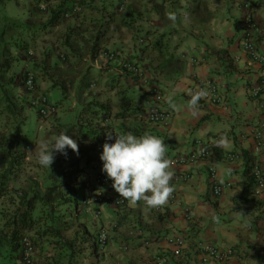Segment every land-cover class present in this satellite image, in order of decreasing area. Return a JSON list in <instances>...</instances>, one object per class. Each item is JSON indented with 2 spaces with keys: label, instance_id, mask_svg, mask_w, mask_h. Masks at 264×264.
Masks as SVG:
<instances>
[{
  "label": "crops",
  "instance_id": "crops-1",
  "mask_svg": "<svg viewBox=\"0 0 264 264\" xmlns=\"http://www.w3.org/2000/svg\"><path fill=\"white\" fill-rule=\"evenodd\" d=\"M27 1L29 5L27 2L24 6L17 0L11 6L0 5V78L3 89L11 95L12 103L25 108L30 95L23 82L25 70L18 72V69L26 65L27 69L38 67L35 71L39 92L50 96L53 91L58 92L54 94L57 102H69L67 113L73 114L76 108H80L84 115L73 117L70 126L63 120L58 103V119L53 129L65 131V126H68L65 134L76 140L79 152L77 154L69 148L66 155L61 153L57 164L63 168L54 164L45 168L42 184L18 188L14 184L18 179L14 180L13 175L9 190L0 196V231L17 207L9 216L6 215L9 209H13L9 200L18 203V191L33 195L34 190H39L40 195H44L50 186L65 182L51 194L49 206L43 207L37 200L36 213L42 214V218L31 232L44 237L39 239L41 248L36 247L34 264H70L72 257L80 260L83 255L92 256L93 261L89 264H119L124 258L122 245L128 248L129 255L128 262L122 263L154 264L157 255L170 253L172 246L168 238L175 235L186 239L184 254L175 260L185 258V262L178 264H188V261L196 259L200 262L198 242L233 248L237 256L229 264H264V190L256 193L251 176L254 163H259L264 169V153H254L250 137H242L257 124L264 123V93L258 98L249 94L264 74V65H249V58L242 48L241 26L247 10L234 0H154L150 3L126 0L127 7L122 13L118 7L124 0H87L94 9H89L86 16L81 15L84 17L77 19L76 24L67 30V33L72 31L70 42L65 47L68 61L56 60L49 64L46 59L53 58L54 46L58 44L52 43L53 39L50 36L48 39V35L45 45L42 39L46 32L60 29L63 25L53 26L45 13L39 18L31 7V3L37 4V0ZM252 3H257L253 12L263 27L257 45L264 51V5L260 0ZM170 15H174L175 20L169 19ZM3 23L4 27H1ZM73 27L78 28L77 31ZM29 39L35 42L34 48L40 58L22 61V49L15 41L27 43ZM93 43L133 58L159 84L165 94L163 106L173 112L168 125L147 120L151 98L146 89L133 76L105 60L97 50L89 56L91 50L88 48ZM83 52L89 57L84 58ZM183 53L188 57L182 58ZM190 56H206L208 60L202 65L192 66L188 61ZM83 58L85 61L76 73L73 64H80ZM41 61H45V69L41 68ZM51 66L60 67L57 69L64 73L68 67V73L78 76L79 84L66 89L65 80L55 82ZM80 74L88 75L81 78ZM18 77L21 82L17 81ZM206 78L218 82L228 108L203 100L196 109L187 107L190 99L188 88ZM169 96L176 103L175 109L167 103ZM27 109L28 106L24 110ZM192 111L196 112L195 116L191 115ZM106 112L109 113L111 128L108 131L111 134L114 131L117 134L131 132L137 136L144 133L156 135L164 140L167 159L189 153L194 142L202 140L213 150L212 161L219 179L231 181L233 187L221 197L212 195L209 161L170 165L169 170L174 174L191 175L186 182L174 185L178 197L191 208V219L186 218L183 209L170 200L154 209L143 202L135 206L127 203L124 207L107 205L100 218L83 214L76 204L87 193L83 183L96 173H104L103 162L98 156L107 142V130L103 128L102 120ZM76 121L78 126L74 124ZM221 138H225L227 143L219 144ZM229 152L241 153L242 159L229 161L226 157ZM5 166L0 167V171ZM213 217H217L218 222ZM50 225L53 229L44 233ZM102 228H108L110 233L108 251L104 256H100L95 247V239ZM56 230L59 232L55 233ZM146 240H149V246L144 244ZM68 243L73 245L70 247ZM0 264H19V261L6 256L3 261L0 259Z\"/></svg>",
  "mask_w": 264,
  "mask_h": 264
},
{
  "label": "built area",
  "instance_id": "built-area-1",
  "mask_svg": "<svg viewBox=\"0 0 264 264\" xmlns=\"http://www.w3.org/2000/svg\"><path fill=\"white\" fill-rule=\"evenodd\" d=\"M54 2H66L67 6L63 10V18L70 19L78 16L83 11V6L80 0H53ZM240 6L247 10V13L242 22V48L249 58V65L261 64L264 65V51L259 50L257 40L262 34L263 27L256 19L251 0H234ZM49 4L41 6L43 11L47 10ZM30 54H32L30 52ZM101 55L107 61L113 62L122 72L128 73L138 83L146 89L148 96L151 98L149 109L147 112V120L154 124L168 125L173 117V112L163 106L165 94L158 83L153 81L152 77L148 75L143 67L132 60L128 56H122L117 50L104 49ZM182 57L187 58V54ZM64 59V56H63ZM208 60L206 56H190L188 61L192 66L204 64ZM24 86L27 93L30 95V106L36 110L41 118H49L58 113V105L51 99L48 93H41L37 87V75L30 70L25 71ZM199 89L206 90L209 95L201 100L211 103L213 105H220L225 109L229 107L226 96L222 92L218 82L213 78H206L194 85L190 86L187 93L194 92ZM264 93V74L259 81L249 90L252 98H258ZM108 120L104 121L106 124ZM242 137H250L252 141V151L256 154L264 153V123L257 124L249 133ZM116 136L109 140V143L115 142ZM193 149L178 157L168 158L170 165L177 166L183 164H194L201 160L209 161L208 176L211 186V193L215 197H221L227 190L233 187L231 181H221L219 179L218 171L215 163L212 161L213 150L207 147L202 140H196L193 144ZM101 155V153H100ZM99 155V160L100 159ZM227 159L232 162L240 161L242 154L239 152H229L226 155ZM251 176L253 177L256 193L264 190V169L259 163H254L251 169ZM191 175L189 173H175L170 182L174 187L175 184L189 180ZM87 193L81 198L79 202V210L85 215H92L95 218H100L103 215L105 206L123 207L127 204L126 200L121 199L120 195L112 187V181L107 179L105 173H96L91 180L84 183ZM169 200L177 204L183 209L186 218H192V210L188 205H185L178 197L175 188ZM114 227H117L114 224ZM138 234L141 231L138 230ZM110 242V233L108 228H102L96 237V250L98 254L104 255L108 251ZM168 243L172 246L170 253L159 254L154 259V264H173L176 258L184 254L186 246V239L181 235H175L168 238ZM146 246L150 245L149 240L144 241ZM128 250L127 247H125ZM197 249L199 251V260L201 264H229V262L237 256V251L231 247L221 248L220 246L210 242H198ZM36 245L31 234H24L20 238V262L19 264H34Z\"/></svg>",
  "mask_w": 264,
  "mask_h": 264
},
{
  "label": "clouds",
  "instance_id": "clouds-1",
  "mask_svg": "<svg viewBox=\"0 0 264 264\" xmlns=\"http://www.w3.org/2000/svg\"><path fill=\"white\" fill-rule=\"evenodd\" d=\"M55 3L56 2L53 0H50L49 2L42 3L40 6ZM251 4L253 7L252 2ZM61 19H64L63 15ZM169 19L175 20V16L170 15ZM104 49L106 48H103V50ZM30 52L32 53V51L27 50L26 54L32 55ZM188 95L190 99L187 107L189 109H196L200 100L207 97L209 93L204 89H199L188 93ZM167 103L172 109L176 108V103L171 96L168 97ZM191 115L195 116L196 112L192 111ZM111 139L112 134L109 133L108 140ZM218 143L226 144L227 140L221 138ZM69 148L78 154L79 146L76 140L65 134V131H61L59 134L52 137L50 146L49 141H41L40 150L36 154L38 165L43 168H51L55 155L57 153L66 154ZM100 159L103 162L102 172L106 174L107 179L112 181V187L120 195L121 199L126 200L130 206H135L138 202H143L146 206L153 209L164 206L174 191V187L170 183L174 173L169 170L170 161L166 157V145L164 140L156 135L144 133L137 136L131 132L124 134L116 133L114 143H104ZM80 200L81 198L79 202ZM213 219L218 222L217 217H213ZM18 261L20 262V260Z\"/></svg>",
  "mask_w": 264,
  "mask_h": 264
},
{
  "label": "rangeland",
  "instance_id": "rangeland-1",
  "mask_svg": "<svg viewBox=\"0 0 264 264\" xmlns=\"http://www.w3.org/2000/svg\"><path fill=\"white\" fill-rule=\"evenodd\" d=\"M2 1L3 0H0V5L3 3ZM142 1L145 2V3L146 2L150 3L151 1H154V0H142ZM253 1L254 0H251V2H253ZM12 2L16 3V0H14V1L13 0H8L5 3V6L6 5L11 6ZM19 3L21 5H23V6L26 3H27V5H29V1H27V0H25L23 2H19ZM37 5L38 4H34L33 2L31 3L32 10L36 11L38 13L37 16H39V18H41L42 14L37 11L38 9L36 10V6ZM83 8H84V11H83L82 15H84L85 12L88 11L86 6H84ZM81 17H84V16L75 17L73 20L60 21L59 25H63V26H60V29H57V30L53 29V30H49L48 32H46V34L44 35V37L42 39V42L44 43V45L47 42V40L49 39V36L52 37V39H53L52 43H57L58 44V45L54 46V50H53L54 54L52 55L53 58L51 59V57H50L48 59L49 64L51 62H55L56 60H58L60 62H63V63L68 61V54H67L68 51L65 48L67 46V44L64 42V40H65L64 37L67 35L68 27L69 26H73L74 24H76L75 21L77 19L81 18ZM40 20H42V19H40ZM93 26H96V25H93ZM1 27H4V23H3V26H1ZM65 28H66V31H65ZM73 28L76 29V27H73ZM77 29H76V31H77ZM51 32L53 34L49 35ZM47 35H48V39H47ZM96 36H98V35L96 34ZM72 42H73V40H72ZM15 43L17 45L23 46V49L20 51V53H22V54L17 53V54L21 55V60L22 61H26V60L27 61H31L33 59L36 60L37 58H40V57L37 56V53H36L35 48H34L36 46V44L31 39H29V42H27V43H24V41H22V40H21L20 43H18V40H16ZM77 47L80 49L79 45H77ZM93 47H94V45L92 47L88 48V50H91V54H89V56L90 55L91 56L94 55V53H96V50L98 52H100V53L103 50V47L99 43L97 45V49H93ZM27 50L28 51L29 50L32 51V55H27L26 54ZM83 50H87V49L84 48ZM75 51H77V49ZM59 53H62L64 56H66V58L63 60L60 57ZM17 54L15 55V57L17 56ZM47 54L49 55V53H47ZM23 55H24V57H22ZM82 55L85 56L84 58L89 57L88 53H84L83 52ZM84 58L82 60H80V64H78V62L76 63V65L73 64V67H74L73 71H75L77 73V69L85 61ZM44 63H45V61L39 62V64H41V68H44V65H43ZM56 64L57 63H55V65ZM35 65H37V64H35ZM17 66H19V65H17ZM60 67H61V69L63 68L61 65H60ZM60 67L54 68L53 66H51V68L53 70L52 72H53L54 81L56 82V81H59L61 79L65 80L66 86H67L66 89L76 87L77 83L79 84L78 78H77L78 76H76V75H74L72 73H68V67L65 69V73L62 70L59 71L58 69ZM32 69L33 70H38V67L35 68L33 66ZM49 69H50V67H49ZM18 70H19L18 72H23V70H27V65L26 66H21V67L19 66ZM85 75H88V74H85ZM85 75H81L80 74L79 76L81 78H83V77H85ZM17 81L21 82V79L18 77ZM57 93L58 92L53 91L52 96H51V98H53L56 101H57V95H54V94H57ZM58 103L60 104L61 115L63 116V120H65L66 123H70V126H71V122H73V117L74 118L75 117H79V115L82 113V110H80V108L79 109L76 108V110L74 111L73 114L67 113V110H68L67 108L70 107L69 102L67 100H58ZM25 105L28 106V109L27 110H23V111L20 109L19 105L15 106L17 111L21 112L20 115H21V119L22 120H20V122H22L24 124L22 131L24 133L23 136H25L24 140L26 142V143L25 142L24 143L28 145L27 147L24 148L23 151L18 148V152H19L18 154H19V156H22L23 163H22V165L19 168L16 169V173L17 174L14 177V180L18 179L16 182H14L15 186H17L18 188H23V189H26L31 184L34 185V183L42 184V182H43L42 172H43V170H45V168L40 167L38 165V163H37V155H36L39 152V150H40V142L43 141V140H47V141H49V146H50L51 138L61 132V130H59V129H53L55 127V123L54 122H56V120L58 119L56 116H58L59 109H58V113L54 117H52V118H41L38 115V113L36 112V110H34L31 107H29L30 106L29 102L26 101ZM1 106L2 105L0 103V109H1ZM26 106H25L24 109H26ZM25 111L27 112L26 115H25ZM83 115L84 114L82 113L81 116H83ZM1 118H4L2 113L0 114V120H1ZM9 118H11V117H9ZM2 123L3 122L0 121V125ZM15 124L16 123H14V121H13V123H10L9 125H4V126L0 127V141L3 140L2 144L0 145L1 146L0 147V167H4L6 165L7 160L9 159V156H7V154L4 153L3 150H6V148H7V140L10 138V135L12 133L11 132V128L14 127ZM74 124L76 126H78V121L74 122ZM65 127L67 128L65 130V132H67V130H69L68 129L69 127L68 126H65ZM5 156H7V157L5 158ZM57 156H58V159H56ZM60 156H61V153H57L55 155V159H54V162H53L54 165L61 166V165L57 164V162L60 159ZM61 168H63V167L61 166ZM22 180H25V182H23ZM20 190H22V189H20ZM9 202H10V208H13V209H9L10 211H8L6 213V215H8V216L11 214V212L14 210V208L17 205L16 202H13L12 200H9ZM28 233H33L35 235V237L38 239V248L40 249L41 248L40 246H42V244L40 243V240H39L41 236L37 237L36 236V234H37L36 232H31L30 231ZM73 237H75L74 239H77L76 235H73ZM41 238H43V237H41ZM76 242H77V240H76ZM74 245H76V243H74ZM125 247L123 245L121 247V249L123 251V254H124V258L122 259V261L119 262V264H124L122 262H125V263L128 262L127 259H128L129 255H128V250H126ZM76 250L78 251V247L75 249V252H76ZM79 250H81V249H79ZM92 261H93V259H92L91 255H83V256L80 257V260H78L77 257H72L70 264H89ZM180 262L181 263L185 262V258L183 260L174 261L173 263L178 264ZM188 264H201V263L198 261V259H196V261H193V262L188 261Z\"/></svg>",
  "mask_w": 264,
  "mask_h": 264
},
{
  "label": "trees",
  "instance_id": "trees-1",
  "mask_svg": "<svg viewBox=\"0 0 264 264\" xmlns=\"http://www.w3.org/2000/svg\"><path fill=\"white\" fill-rule=\"evenodd\" d=\"M7 1L8 0H3L2 1L3 3L1 5L4 6ZM17 1L23 2L25 0H17ZM49 1L50 0H37L38 5L36 6V10L38 9L37 11L40 12L41 14L45 13L49 15V19H50L49 23L52 24L53 26H57L59 25L61 21L62 11L64 8H66L67 3L57 1L55 4H50L49 9L42 11L40 5L42 3L49 2ZM80 3L82 6L83 5L86 6L88 10L94 9L93 6H91L87 0H80ZM260 3L264 5V0H260ZM256 5L257 3H253V6H256ZM126 7H127V3H126V0H124L122 3H120L118 10H121V12H124L126 10ZM83 11H84V8H83ZM83 11L79 16L83 14ZM86 13L87 11L85 12V16H86ZM12 24H15V21H13ZM71 33L72 31H69L67 35L64 37L65 39L64 42L67 45L70 42L69 37L72 36ZM93 45H94L93 49H96L97 44L94 43ZM20 47L23 48V46H20ZM106 49H110V48H106ZM59 54H60V57L62 58L63 54L62 53H59ZM131 59L134 60L133 58ZM47 60L48 58L46 59V61ZM27 70L33 71L37 75V72L35 70L33 69H27ZM24 74L23 76H25ZM36 80H37V77H36ZM89 85H90V82L87 83V86ZM63 92H64V88H63ZM10 96L11 95L8 93V91L3 89V84L0 78V103L2 105L0 109V114L2 113L4 117V118H1L0 120L1 122H3L0 125V127L4 125H9L10 123H13V121L14 123H16L14 127L11 128L12 133L10 135V138L7 140V148L6 150H3L4 153H6L7 156H9V159L7 160V162L5 161L6 162L5 168L0 171V196L5 194V192L9 190L10 182L13 178V175L15 176L17 174L16 169L19 168L23 163L22 156H19L18 154L19 153L18 148L23 151L24 148L28 146L27 144H25L26 143L24 140L25 136H23L24 133L22 131L24 124L20 122V120H22L21 115H20L21 112L17 111L15 107L16 105L11 102ZM56 104L58 105L57 101H56ZM20 109L22 111L24 110L23 107H20ZM105 115L108 118L104 117ZM105 115L103 116V119H102L103 128L107 130L105 132L106 133L105 135H107V142L109 143L108 134L112 132H109L108 130L111 128V123H110L109 113L106 112ZM105 120H108L106 124H104ZM114 136H116V133H114L113 131L112 137ZM2 142L3 140L0 141V145L2 144ZM102 151H103V148L100 153H102ZM7 156H5V158ZM63 185H65V182L59 183V184L55 183L54 185L48 188V191L44 195H40L39 190H34L33 195H30L27 192L25 193L20 192V191L17 192V195H16L18 198L17 207L13 211V213L10 215V217L7 219V221L5 222L4 228L1 229L0 231V259L2 261L4 260V258H6V256L20 260V238L21 236L25 233H28L34 230L36 228V224L40 222L42 218V214L39 215V213H36V209H37L36 206L38 203L37 200L41 202V206L43 207L49 206V203L51 201V197H50L51 194L57 191L59 187H62ZM78 203H79V200L76 201L77 206H78ZM52 229H53V226L50 225L48 226V229L44 231V233ZM56 232H59V230H56L55 233ZM32 237L34 239L35 245H37L36 247H38V239L35 237V235H32ZM41 237H44V236H41ZM68 245H70L71 247V245L73 244L68 243ZM104 255H100V256H104Z\"/></svg>",
  "mask_w": 264,
  "mask_h": 264
}]
</instances>
